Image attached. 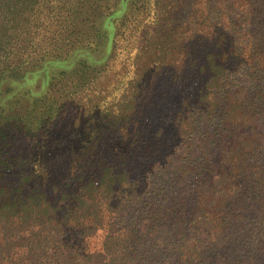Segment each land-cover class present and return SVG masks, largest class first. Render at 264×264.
<instances>
[{
    "label": "trees",
    "instance_id": "obj_1",
    "mask_svg": "<svg viewBox=\"0 0 264 264\" xmlns=\"http://www.w3.org/2000/svg\"><path fill=\"white\" fill-rule=\"evenodd\" d=\"M222 2L0 0V264H264V11Z\"/></svg>",
    "mask_w": 264,
    "mask_h": 264
},
{
    "label": "rangeland",
    "instance_id": "obj_2",
    "mask_svg": "<svg viewBox=\"0 0 264 264\" xmlns=\"http://www.w3.org/2000/svg\"><path fill=\"white\" fill-rule=\"evenodd\" d=\"M203 1H204V3L199 4V6H204L206 9V11L204 13L205 14L210 13V16L212 19L219 12L218 10H216L215 7H217L218 3L222 4L223 2H222V0H203ZM228 1L230 2L233 0H227V3L229 4ZM242 3L243 4L240 8L233 7V9L227 11L226 14H224L225 11H221V15L219 14L222 17V22H221L219 29L226 30L229 33H231L232 35H234V37H240V38H243V37L239 36L240 34H238L239 25L242 27H246L247 29H249V31L251 33L252 22H251L250 18L255 16V18L258 17L259 19H261L262 17L260 15L264 11V0H242ZM247 4H249L251 6L250 14H247L248 11L250 10L247 8L248 7ZM243 17L244 18L246 17V19H244ZM241 18H243V19H241ZM199 19H202V17H200ZM203 25L204 24L202 22L200 27ZM255 26L263 28L264 23L259 24V22H256ZM255 26H254V28H255ZM241 32H242V30H241ZM249 35H251V34H249ZM188 37L189 36H187V38H185V40L183 42L184 44L189 43L190 39ZM214 37L215 36H213L212 34L195 33L194 39L197 41V44L199 45V47L197 46V48L200 50L199 52H203V50L204 51L211 50L213 48V46L216 44ZM248 38H249V36H246V38L243 41H246ZM256 44H257V42L254 45H256ZM251 46L252 45H250V47ZM260 49H262V47H260ZM195 55H198V53L194 54V56ZM97 57L99 58L100 56H97ZM247 66L248 65L246 63H244L243 66L240 67V69L237 71L238 74L234 75V73H235L234 72L233 74H231V76L229 75L228 85L230 84V81H231V83L234 82V84H239V83H242L243 81H245V82L249 81V83H250V81L253 79L252 78L250 79V75L248 74V72L250 70L246 69ZM248 78H249V80L246 81V79H248ZM25 83L26 84H22L23 86L20 87L21 90L29 88V87H31L32 89L38 88L37 82L26 81ZM251 83L253 85L255 84V82H251ZM217 119L218 118L216 117V120ZM263 122H264V119H263ZM214 127L215 126H212V128H214ZM251 209H252V207H251ZM256 248H257V246H256Z\"/></svg>",
    "mask_w": 264,
    "mask_h": 264
}]
</instances>
